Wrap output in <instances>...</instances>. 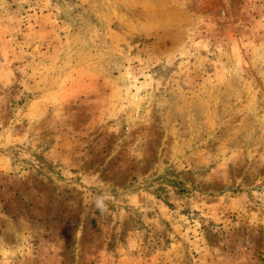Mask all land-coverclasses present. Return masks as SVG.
<instances>
[{
    "label": "rangeland",
    "instance_id": "rangeland-1",
    "mask_svg": "<svg viewBox=\"0 0 264 264\" xmlns=\"http://www.w3.org/2000/svg\"><path fill=\"white\" fill-rule=\"evenodd\" d=\"M0 264H264V0H0Z\"/></svg>",
    "mask_w": 264,
    "mask_h": 264
}]
</instances>
